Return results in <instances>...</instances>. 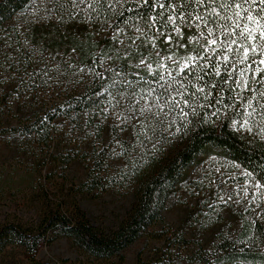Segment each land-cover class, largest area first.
Instances as JSON below:
<instances>
[{
	"label": "trees",
	"instance_id": "trees-1",
	"mask_svg": "<svg viewBox=\"0 0 264 264\" xmlns=\"http://www.w3.org/2000/svg\"><path fill=\"white\" fill-rule=\"evenodd\" d=\"M261 8L260 0H0V86L12 84L13 98L32 104L30 85L41 87L49 74L65 83L50 102L14 116L15 126L0 125V136L16 140L22 151H43L61 118L83 136L87 162L84 180L58 198H43L33 223L0 225V253L17 245L29 263L48 264L36 260L38 249L65 238L87 264H122L121 251L146 237L165 246L155 249V260L135 264H264L263 211L259 218L240 214L238 228L221 230L208 248L162 215L180 190L208 189L213 170L207 171L216 163L241 169L244 175L235 180L264 202V71H257L264 69V40L259 31L251 41L238 36L245 24L256 27L249 13L264 31ZM212 38L225 47L206 53ZM231 40L237 44L228 52ZM252 45L256 53L239 63L242 48ZM190 56L197 60L181 72ZM7 109L12 112L13 101ZM51 158L66 168L75 156ZM105 192L129 203L118 223L100 227L76 197ZM228 205L206 207L201 228L221 223Z\"/></svg>",
	"mask_w": 264,
	"mask_h": 264
},
{
	"label": "rangeland",
	"instance_id": "rangeland-1",
	"mask_svg": "<svg viewBox=\"0 0 264 264\" xmlns=\"http://www.w3.org/2000/svg\"><path fill=\"white\" fill-rule=\"evenodd\" d=\"M57 86L64 88L65 83H60L50 74L46 76L41 87L30 85L29 90L35 96L32 104H29L32 100L22 101L21 96L14 99L12 84L0 86V100L4 102L0 112V125L3 128L15 126L17 120L14 116L24 117L25 110L29 107H36L40 102H50L55 96ZM244 88L245 80H242L240 89ZM7 92H11V95ZM11 101L14 103V109L9 112L7 107ZM55 124L57 132L52 135L47 149L43 151H22L16 140L8 135L0 136V225L3 223L30 225L44 206L43 198L53 199L52 195L58 198L70 184L75 185L86 177L87 162L82 156L86 150V143L83 136L70 132L69 126L61 118L56 119ZM107 132L108 129L105 133ZM51 155H73L75 159L66 168H62L52 161ZM211 170L213 171L208 189L193 191V195L180 190L179 197L170 198L162 213L169 226L181 231L188 239L200 240L204 248L210 246L214 236L221 230L237 229L240 214L248 218H259L260 212H264V202L260 203L257 191L249 189L246 182L235 180L237 175H244L241 169L227 171L216 163L211 165L207 172ZM76 200L90 220L100 227L118 223L129 203L127 197L112 195L110 192L101 193L92 199L78 196ZM224 201L229 205L222 210L223 221L203 230L200 225L201 214L207 213L206 207ZM164 246L160 240L142 237L121 251L122 264H135L138 258L142 261L155 260L157 258L155 249ZM184 252L189 253L190 250L186 249ZM35 258L41 263L48 264H87L86 257L65 238L43 244ZM62 259L69 262L61 263ZM113 261L118 262L117 258ZM0 264L31 263L27 261L20 246L8 245L0 253Z\"/></svg>",
	"mask_w": 264,
	"mask_h": 264
},
{
	"label": "snow or ice",
	"instance_id": "snow-or-ice-1",
	"mask_svg": "<svg viewBox=\"0 0 264 264\" xmlns=\"http://www.w3.org/2000/svg\"><path fill=\"white\" fill-rule=\"evenodd\" d=\"M145 2H148V0H145ZM197 2H200V0H197ZM260 3L261 4H264V0H260ZM161 6L163 7L164 5L162 4ZM242 6L243 5L241 3H237L236 4V8H238V9L239 8H242ZM260 11L262 13H264V8H261ZM235 15L237 17L236 27L239 28L240 27L239 26V16H240V13L239 12H236ZM168 19H169V21H172V17L171 16H169ZM228 19H231V17H228ZM261 19H264V16H262ZM248 20L250 22H252L253 24H255L256 27L253 28V29H250L248 27V25L245 24L243 26V28L240 29L239 32H238V36H239L240 40H245L246 39V40L251 41V40L257 39V37H255L253 35V32H255V31H259L260 32L259 39L260 40H264V31H261L260 30L261 29L260 21L257 20L255 17H253L250 13L248 14ZM228 27H229L228 25H225V29H227ZM176 31L179 32V28H177ZM212 33H213V30L212 29H209L208 30V33H207V36L208 37H211L212 36ZM227 35H231V33H227ZM236 44H237V40H231L226 45L227 51L228 52H233L234 49H233L232 45H236ZM217 46H219V47H225V45H218V41L215 38L207 39V46L204 47L203 51L206 52V53L209 52V50L215 51V49H216ZM238 47H239V45H238ZM257 47H258L257 45H252L251 47H248V46L243 47L242 48L243 55H242V58L238 62L239 63H244L246 60H248L250 58V56H252V55H254L256 53ZM259 47L264 48V45H259ZM168 59H172V57H169ZM222 59L225 62H228L229 57L227 55H224L222 57ZM196 60H197V57H192V56L188 57L186 59V61L182 65H180V71L183 72L186 69H188L189 66H190V64H192ZM142 63H143V61H142ZM260 63L261 64H264V60H261ZM149 67H151V66H149ZM161 67L163 68L164 65L162 64ZM257 71H264V69H257ZM216 74L217 75L220 74L219 73V69H217V73ZM169 75L171 76L172 74L169 73ZM176 75H179V73H177ZM241 76H243V73H241ZM160 79H164V77L161 76ZM173 80H175V77H173ZM199 91H203V89H200ZM177 94L179 95L180 93H177ZM178 103L179 102L176 101L175 98H173V100H172L173 106H176ZM184 103L187 104L188 103V100L185 99L184 100Z\"/></svg>",
	"mask_w": 264,
	"mask_h": 264
}]
</instances>
